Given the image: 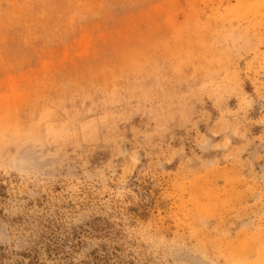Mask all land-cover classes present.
I'll list each match as a JSON object with an SVG mask.
<instances>
[{
	"label": "rangeland",
	"instance_id": "374dc122",
	"mask_svg": "<svg viewBox=\"0 0 264 264\" xmlns=\"http://www.w3.org/2000/svg\"><path fill=\"white\" fill-rule=\"evenodd\" d=\"M0 264H264V0H0Z\"/></svg>",
	"mask_w": 264,
	"mask_h": 264
}]
</instances>
